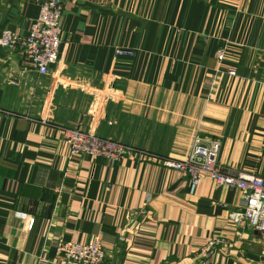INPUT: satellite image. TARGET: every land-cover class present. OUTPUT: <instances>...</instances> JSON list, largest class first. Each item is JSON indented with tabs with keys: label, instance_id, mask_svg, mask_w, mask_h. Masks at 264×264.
I'll list each match as a JSON object with an SVG mask.
<instances>
[{
	"label": "crops",
	"instance_id": "1",
	"mask_svg": "<svg viewBox=\"0 0 264 264\" xmlns=\"http://www.w3.org/2000/svg\"><path fill=\"white\" fill-rule=\"evenodd\" d=\"M63 1L47 74L0 45V264L96 240L108 264H195L214 237L212 264H264V232L230 217L241 192L205 176L191 194L164 164L200 137L221 142L225 170L264 178V0ZM39 12L0 0V37L28 35ZM67 129L133 150L71 157Z\"/></svg>",
	"mask_w": 264,
	"mask_h": 264
},
{
	"label": "built area",
	"instance_id": "2",
	"mask_svg": "<svg viewBox=\"0 0 264 264\" xmlns=\"http://www.w3.org/2000/svg\"><path fill=\"white\" fill-rule=\"evenodd\" d=\"M39 5V15L33 20L30 33L21 36L4 31L0 37V45L17 50L26 55L40 74H47L50 67L59 59L61 40V17L64 9L63 0H35ZM117 54H133L128 49H117ZM230 74L235 75L234 70ZM65 139L71 147L70 156L89 154L104 156L111 161H120L133 148L127 147L110 139H104L85 133L78 129H67ZM221 142L205 140L197 137L193 146L184 159H168L164 164L184 173L188 178L189 193L195 194L200 181L205 176L215 180L218 187H229L241 192L245 201L243 209L230 213L236 223L246 221L253 228L264 232V178L254 172H241L234 175L219 164ZM62 186L59 187V191ZM152 196L148 195L142 213L148 211ZM138 213V212H136ZM136 213H131V219ZM27 218L25 214L19 215ZM34 219L28 225L32 229ZM222 242L214 237L200 250L199 259L195 264H212L218 245ZM58 255L61 260L49 261V264H108L103 244L99 241L80 243L63 241L59 244Z\"/></svg>",
	"mask_w": 264,
	"mask_h": 264
}]
</instances>
